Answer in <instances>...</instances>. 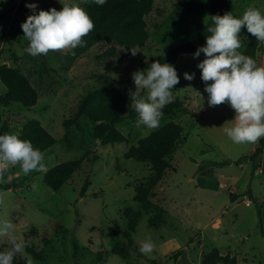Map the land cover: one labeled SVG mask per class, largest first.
Masks as SVG:
<instances>
[{
    "label": "rangeland",
    "instance_id": "rangeland-1",
    "mask_svg": "<svg viewBox=\"0 0 264 264\" xmlns=\"http://www.w3.org/2000/svg\"><path fill=\"white\" fill-rule=\"evenodd\" d=\"M90 1L26 3L35 4L38 14L51 8L62 10L64 4H77L86 11ZM178 1L154 0L145 19L149 38L135 55L100 59L99 54L112 41L84 37L82 47L29 55L24 51L29 41L21 27L28 16L24 9L17 10L20 0H0V65L19 68L38 92L37 103L31 107L17 102L0 104V135L20 132L23 123L35 117L56 138L55 144L42 152L47 169L60 161L79 158L87 151L88 157L97 156H86L81 168L59 190L47 185L44 173L32 171L25 175L19 164L10 167L0 180V194L5 197V203L0 205V220H10L15 226L14 234L25 242L24 251L18 253L20 257L31 258L33 264H155L154 260L159 255L165 257L171 248L187 245L194 253L202 244L205 250L201 259L210 247H215L220 254L233 256L235 264H264V175L245 157L250 154L251 143L236 144L224 131L231 127L234 111L223 107L220 118L219 105L208 103L205 82L197 67L205 59L203 52L191 58L195 62L188 68L181 69L182 62L178 63L183 76L172 89V96L184 100V105L160 120V126L170 120L178 121L182 132L175 150L167 156L170 166L154 187L156 194L151 199L164 210L160 215L165 221L158 227L149 226V218L159 211L148 205V214L142 215L132 233V242L139 249L146 235H151L155 246L148 258L139 250L125 259L113 254L111 248L122 240L121 231L127 227L125 210L141 209L134 198L135 182L151 173L146 161L126 157L125 152L154 129L138 127V117H125L115 126L128 136L127 140L101 144L92 136V122L82 114L78 115L79 126L63 125L65 119L75 115L80 100L89 91L138 70L149 58L173 56L176 46L193 40L209 14H185L175 6ZM253 4L264 14V0H231L229 12L242 18ZM251 36L243 26L241 44ZM185 72L194 73V79H185ZM129 90L123 114L131 107L134 82ZM4 92L0 80V94ZM219 173L225 176L219 177ZM215 178L219 182H213ZM86 179L88 185L82 195ZM232 191L238 195L233 201L229 196ZM0 244L12 247L8 236H0ZM29 246L41 252L43 258H33L27 251ZM174 258L172 255L169 262Z\"/></svg>",
    "mask_w": 264,
    "mask_h": 264
},
{
    "label": "trees",
    "instance_id": "trees-1",
    "mask_svg": "<svg viewBox=\"0 0 264 264\" xmlns=\"http://www.w3.org/2000/svg\"><path fill=\"white\" fill-rule=\"evenodd\" d=\"M230 3L231 0H179L175 6L185 14L196 12L209 14L207 23L193 38L198 46H202L206 45V37L211 35L207 32V26L212 24V16H222L229 12ZM27 5L26 0H20L17 10L24 9L27 16L33 14L32 9ZM153 5L154 0H107L101 6L91 0L87 4L86 12L93 20L94 29L84 37L92 38L95 41H112V44L99 54L100 59L116 57L119 54L127 57L133 56L131 49L137 51L146 44L149 38L145 19L152 11ZM260 49H264V43H261L252 35L246 41L241 53L252 57L257 62V51ZM171 57L172 55L154 56L143 61L138 70L147 72L151 63L155 61L166 63ZM138 70L132 71L121 78L113 79L105 85L86 93L80 100L75 115L63 121L64 127H68L72 123L79 126L78 115L82 114L92 122V136L99 139L101 144L126 141L128 136L119 130L115 124L125 117L131 119L138 117V114L131 107L126 114H123L130 92L129 86L134 82L132 74ZM0 80L5 86V92L0 94V104L7 105L11 102H17L25 107H31L37 103L38 92L36 88L19 68L1 64ZM139 94L146 95L147 93L140 91ZM183 105L184 100L178 97L173 98L172 102L162 109L163 116L173 114ZM181 132L182 125L178 121L170 120L150 131L147 135L138 138L137 142L130 145L126 150V157L146 161L150 165L151 173L134 184V198L141 204V209L127 208L125 210L127 227L121 231L122 240H119L111 248L113 254L126 259L132 252L137 253L139 251L138 246L132 242V233L135 231L137 222L142 215L148 214V205H153L155 210L159 211V214L149 218V226L158 227L164 223L165 219L160 215L164 210L158 204L152 203L151 199L156 194L154 187L163 178L170 166L167 156L175 150ZM19 133L21 139L30 141L33 147L41 152L56 142L54 135L47 130L40 119L35 117L27 119ZM86 156L88 159L97 157L96 155L88 157L87 151L79 158L63 160L49 167L48 171L44 173V180L47 185L53 190H59L71 175L81 168ZM245 157L252 161L253 168H256L258 160H264V137L258 141L255 149ZM87 185L88 180L86 179L81 188L82 195L85 193ZM2 187L10 186L2 185ZM229 196L232 201L238 197L233 192H229ZM249 196L251 197V195ZM5 249L10 248L6 244H0V251ZM27 251L32 254L33 258H43L42 253L32 246L27 247ZM177 254L178 252L174 254V257ZM154 263L158 264L155 260ZM13 264H27V259L16 254ZM200 264H235V260L233 256L220 254L213 247L203 254Z\"/></svg>",
    "mask_w": 264,
    "mask_h": 264
},
{
    "label": "clouds",
    "instance_id": "clouds-1",
    "mask_svg": "<svg viewBox=\"0 0 264 264\" xmlns=\"http://www.w3.org/2000/svg\"><path fill=\"white\" fill-rule=\"evenodd\" d=\"M93 2L102 6L107 0ZM27 7L33 9V14L21 27L29 41L24 51L33 57L47 55L50 50L82 47V38L94 29L89 14L77 4H64L59 11L55 8L40 10L38 14L35 13V4ZM243 26L264 43V14L253 4L247 7L242 18L231 12L212 16V24L207 26L211 35L206 37V45L199 47L193 57H199L201 52L205 54V59L197 67L201 69L209 105L227 103L235 110L233 126L224 129L227 136L236 144H254L264 137V66H258L255 59L238 51L242 47L239 34ZM131 52L135 55L137 51L131 49ZM132 75L136 90L131 93V109L138 114L136 124L156 129L160 126L162 109L172 102V89L179 83L177 71L171 64L155 61L147 72L138 70ZM194 75L185 72L184 78L190 81ZM141 89L147 94L140 95L138 90ZM17 164L25 175L32 171H48L44 154L30 141L21 139L19 132L0 135V180L10 167ZM4 203V194H0V205ZM14 233L15 226L10 220H0V236H8L12 245L11 249L0 251V264H13L15 255L26 247ZM154 246L149 234L139 250L147 256ZM27 264H33L31 258H27Z\"/></svg>",
    "mask_w": 264,
    "mask_h": 264
},
{
    "label": "crops",
    "instance_id": "crops-1",
    "mask_svg": "<svg viewBox=\"0 0 264 264\" xmlns=\"http://www.w3.org/2000/svg\"><path fill=\"white\" fill-rule=\"evenodd\" d=\"M245 45H246V41L244 40V43L242 45V49L239 52L243 51ZM202 46H205V45H202ZM199 47H201V46H198V48ZM195 52L196 51H194V52H179L177 54L173 53V56L166 63H171L172 66H174L176 71L178 72L177 75L179 76V78H182L183 70L179 72V70L177 68L178 63L180 61L182 62V65L180 64L181 69H185V68L190 67V65H192L193 62H195L193 59H191L193 57L192 56L193 53H195ZM257 65L258 66H264V49H260V50L257 51ZM207 99H209V97H207ZM226 106L231 108L230 105L227 104V103L219 105V107L221 108V110L219 111V117L220 118L222 116V113H221L222 108L226 107ZM232 110L234 111V117H233V121L231 123V127L234 124V118H235V110L234 109H232ZM257 145H258V142L254 143V144L253 143L250 144V146H249V148H251L250 149V153L255 149V147ZM256 169L259 171V173L264 175V160L260 159V160L257 161ZM212 175L214 176V173H212ZM218 176L219 177H224L225 175H223L222 173H219ZM215 181L219 182V180L218 179L216 180V178H215V180L213 182H215ZM220 182H222V181H220ZM232 192L234 194H236L235 191H232ZM216 220H218L220 222L219 218H217ZM214 224H215V221L213 222V226H214ZM203 246L204 245L199 244V249L196 252H194V253H192L190 251V248L187 245H185V247L182 248V249H179V247L177 249H174V248H176V247H174V248H171V249H169L167 251L168 254L165 257H162L161 255H159L157 257L156 261H157L158 264H169L170 263L169 262L170 261L169 260L170 257L172 255H174L175 252L176 253L178 252L177 256L173 259V261H171L172 264H200L202 252L205 250L203 248ZM210 248H212V247H210ZM217 248L221 249V247H217ZM132 253H134V252H132ZM145 257L148 258L147 256H145Z\"/></svg>",
    "mask_w": 264,
    "mask_h": 264
},
{
    "label": "water",
    "instance_id": "water-1",
    "mask_svg": "<svg viewBox=\"0 0 264 264\" xmlns=\"http://www.w3.org/2000/svg\"><path fill=\"white\" fill-rule=\"evenodd\" d=\"M197 49L198 45L194 41L190 40L176 46L173 50V53L177 54L179 52H194ZM169 264H172V262H170Z\"/></svg>",
    "mask_w": 264,
    "mask_h": 264
},
{
    "label": "built area",
    "instance_id": "built-area-1",
    "mask_svg": "<svg viewBox=\"0 0 264 264\" xmlns=\"http://www.w3.org/2000/svg\"><path fill=\"white\" fill-rule=\"evenodd\" d=\"M221 186L223 187L224 185H223V184H221Z\"/></svg>",
    "mask_w": 264,
    "mask_h": 264
}]
</instances>
